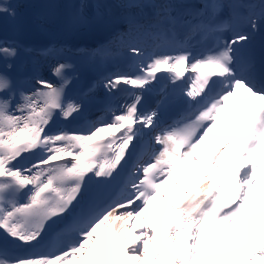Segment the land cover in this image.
<instances>
[{
  "label": "snow or ice",
  "instance_id": "6c2138e0",
  "mask_svg": "<svg viewBox=\"0 0 264 264\" xmlns=\"http://www.w3.org/2000/svg\"><path fill=\"white\" fill-rule=\"evenodd\" d=\"M124 6L143 16L145 7L153 9L148 23L125 17L127 30L117 39L131 54L130 71L104 78L109 93L127 91L131 102L107 103L79 131H50L57 113L69 119L82 110L66 98L70 65L53 67L58 86L37 79L43 87L26 92V77L14 81L7 74L20 45L0 40V264H264V103L239 121L222 115L240 89L264 101V85L257 83L264 63L257 67L243 30H258L264 0H205L195 13L181 12L175 0H124ZM15 7L11 0L0 3V20H14ZM224 7L229 17L218 20ZM83 20L82 14L73 18ZM197 36L211 42L199 54L190 50ZM159 79L187 85L189 106L185 117L163 128L155 109L139 111L140 93ZM214 128L224 137L218 145L210 138ZM105 130L106 138L93 139ZM144 130L152 140L137 150ZM205 141L212 153L201 160L194 153ZM189 158L187 170L178 168ZM176 171L199 182L191 191L180 188ZM93 177L118 185L110 199L86 198ZM170 182L178 193L164 190ZM179 194L183 199L174 198L163 216L165 198ZM162 216L169 222L160 230ZM9 244L31 251L19 255Z\"/></svg>",
  "mask_w": 264,
  "mask_h": 264
},
{
  "label": "bare ground",
  "instance_id": "6f19581e",
  "mask_svg": "<svg viewBox=\"0 0 264 264\" xmlns=\"http://www.w3.org/2000/svg\"><path fill=\"white\" fill-rule=\"evenodd\" d=\"M116 1V0H115ZM120 2L124 3V0H119ZM117 2V1H116ZM30 2L27 0L25 3V7L28 8V4ZM34 16H36V13L33 12ZM129 13L126 12L125 13V17L128 15ZM123 21V20H122ZM35 22V20H30L29 22H26L24 19L21 20V24L26 23L27 28H31V23ZM40 22V21H39ZM135 38H133L134 40ZM42 57V56H40ZM42 61L41 64L43 66L47 65V62L44 61V59H41ZM103 81V80H102ZM95 108L90 109L91 111V116L89 117L92 118V121L94 120V115H93V111ZM79 117H81V114L79 115ZM72 131H76V129L74 128ZM105 135V136H103ZM107 137V131H102L96 134V137H93V139H96L97 137ZM210 138L211 140L215 143V144H220L223 140V136L220 134L218 128H214L213 131L210 133ZM144 145V144H143ZM212 153V148L209 146L208 142H202L200 146H198V148L195 150V155L198 156L201 160L205 159L208 155H210ZM191 166V158H189L188 161L184 162V163H180L178 162V168L180 169H185L187 170V167ZM174 179L179 180L180 181V188H187L189 191L192 190V188L195 186V184H197L199 182L198 177H196L195 175H191L190 177H185L183 175H181V173L179 171L174 172ZM166 191H169L170 193H178L179 189L174 186L171 182L169 183V185H167L165 187ZM183 199V195L179 194L178 196H173V195H169L168 197L165 198V207H164V211H163V216H167L169 215L168 210H167V205L169 203H171V201L173 199ZM159 199V197L157 198ZM157 210L159 211L160 208L159 206H157ZM150 219H151V213H149ZM162 217H157V224L160 230L164 229L167 225V223L169 221H166L164 218Z\"/></svg>",
  "mask_w": 264,
  "mask_h": 264
}]
</instances>
